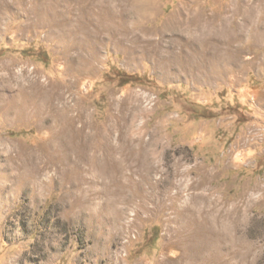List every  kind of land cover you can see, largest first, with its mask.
Masks as SVG:
<instances>
[{
  "label": "rangeland",
  "instance_id": "1",
  "mask_svg": "<svg viewBox=\"0 0 264 264\" xmlns=\"http://www.w3.org/2000/svg\"><path fill=\"white\" fill-rule=\"evenodd\" d=\"M0 264H264V0H0Z\"/></svg>",
  "mask_w": 264,
  "mask_h": 264
},
{
  "label": "trees",
  "instance_id": "2",
  "mask_svg": "<svg viewBox=\"0 0 264 264\" xmlns=\"http://www.w3.org/2000/svg\"><path fill=\"white\" fill-rule=\"evenodd\" d=\"M120 79L121 84H127V83H134L140 81V79L134 75H126L124 73H120Z\"/></svg>",
  "mask_w": 264,
  "mask_h": 264
},
{
  "label": "bare ground",
  "instance_id": "3",
  "mask_svg": "<svg viewBox=\"0 0 264 264\" xmlns=\"http://www.w3.org/2000/svg\"><path fill=\"white\" fill-rule=\"evenodd\" d=\"M203 26V25H202ZM200 27V26H199ZM204 28V27H203ZM242 28H243V26H242ZM245 28V27H244ZM200 31H202V30H200Z\"/></svg>",
  "mask_w": 264,
  "mask_h": 264
}]
</instances>
